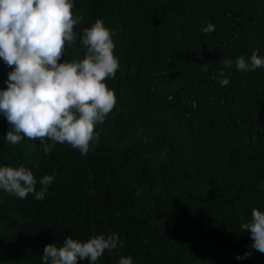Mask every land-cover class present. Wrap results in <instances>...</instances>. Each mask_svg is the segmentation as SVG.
Masks as SVG:
<instances>
[{
	"label": "trees",
	"instance_id": "trees-1",
	"mask_svg": "<svg viewBox=\"0 0 264 264\" xmlns=\"http://www.w3.org/2000/svg\"><path fill=\"white\" fill-rule=\"evenodd\" d=\"M73 2L84 17L77 48L97 19L116 33L120 69L106 84L117 102L87 155L66 143L46 155L26 137L8 144L0 114V167L24 164L37 191L55 176L40 201L0 189V264H41L45 245L112 233L124 247L96 264H264L240 229L252 208L264 211V68L223 63L264 57V0ZM222 68L227 87L215 78ZM10 71L0 59V90Z\"/></svg>",
	"mask_w": 264,
	"mask_h": 264
},
{
	"label": "clouds",
	"instance_id": "clouds-1",
	"mask_svg": "<svg viewBox=\"0 0 264 264\" xmlns=\"http://www.w3.org/2000/svg\"><path fill=\"white\" fill-rule=\"evenodd\" d=\"M73 0H0V59L12 68L7 88L0 90V114L10 129L4 140L11 145L24 138L40 142L44 154H50L57 143L68 144L87 155L93 150L99 134L96 125L105 122L117 99L106 81L115 79L120 69L114 55L115 31L97 19L79 35L74 31L84 19L75 14ZM215 30L212 23L202 27L203 33ZM68 49L83 50V57L65 59ZM225 67L250 72L264 68V57L253 50L246 60L243 56L223 61ZM202 71L208 70L203 65ZM222 87L229 85L224 69L215 77ZM33 147L35 145L33 144ZM54 174L39 179L24 164L0 167V189L20 199L32 194L43 200ZM242 232H249L251 249L264 254V211L252 208L251 219L241 223ZM124 247L118 234L96 235L81 241L66 237L62 245H45L41 264H96L106 251ZM252 252L236 259L251 257ZM118 264H133L131 256H121Z\"/></svg>",
	"mask_w": 264,
	"mask_h": 264
}]
</instances>
